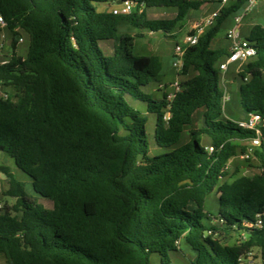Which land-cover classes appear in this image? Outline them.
<instances>
[{"label": "trees", "instance_id": "trees-1", "mask_svg": "<svg viewBox=\"0 0 264 264\" xmlns=\"http://www.w3.org/2000/svg\"><path fill=\"white\" fill-rule=\"evenodd\" d=\"M118 1L125 0H0V40L12 37L10 59L0 63V86L11 90L0 97V153L53 203H39L0 166L4 194L15 199L0 212V255L8 264H151L157 253L159 264H174L170 253L183 240L194 254L189 264H264V172L226 179L228 162L255 132L222 119L219 65L228 50L212 48L224 20L249 0L225 5L188 48L170 105L167 91L162 99L143 91L161 82L163 65L158 55H136V39L143 30L171 33L205 1L131 0L129 14L115 15ZM158 7L176 15L149 19L147 9ZM23 34L26 57L18 54ZM246 39L256 55L238 73V93L246 115L263 120L255 160L264 168V25ZM102 41L113 43V54ZM128 97L156 115L155 142L169 151L150 156L147 113ZM200 109L204 124L195 128ZM186 126L189 139L181 143ZM211 194L218 197L215 222L205 210ZM231 233L245 239L229 245Z\"/></svg>", "mask_w": 264, "mask_h": 264}, {"label": "rangeland", "instance_id": "rangeland-1", "mask_svg": "<svg viewBox=\"0 0 264 264\" xmlns=\"http://www.w3.org/2000/svg\"><path fill=\"white\" fill-rule=\"evenodd\" d=\"M111 5V1L106 4L99 5V7H108ZM247 5V4H246ZM219 2H212L211 4L206 5L201 10H196L195 15H202L203 13H211L213 10L219 9ZM245 8V7H244ZM241 9L238 12H235L229 15L223 22L222 26L215 39L212 42V48H224L227 49L230 45L229 39H227V33L230 29L236 27L237 23L235 21V17L238 15H243L245 9ZM176 8L170 7H158V8H149L147 9V16L149 19H171L176 15ZM190 18L187 17L183 22H181L178 27L172 31L171 33H162V32H150L148 30H143L144 37L136 39L134 46V53L136 55H147L154 54L158 55L162 61L163 69H162V77L161 81H165L168 84L167 90L170 91L171 88L169 84L175 80L176 70L173 68V53L177 43H182L185 36V29L188 27V23ZM255 24L264 25V0H257L256 4L253 8L248 11L241 23L237 26V30L240 32L243 38H246L247 35L250 34L251 28ZM22 41H19L18 44V54L26 57L28 48H29V40L28 36L23 34ZM11 42L12 37L10 35H6V39L3 41L2 46H0V63H3L10 59L11 56ZM113 43L110 44V41H102L100 43L101 47L107 54H113ZM246 63V62H245ZM245 63L238 64L234 63L229 66V69L223 75L225 82L223 84L224 89L228 90L230 97L229 100L223 102V116L222 119H231L233 121H239L246 117L245 111L242 109L240 105V98L238 93V88L240 84V78L238 73L245 66ZM222 75V74H221ZM183 77L179 75V80ZM160 82H154L150 85L143 88V91L146 93L152 94L155 99H162L164 91L159 89ZM222 85V82H221ZM11 91L5 87L0 86V97L5 96L6 91ZM130 104L137 110H140L143 115L146 112V104L144 102L132 99L128 97ZM202 110H198L195 112L193 116V126L198 125V118H201L200 112ZM199 116V117H198ZM155 122L156 115L153 113H147V123L146 129L148 134V140L150 145V156H154L157 154H161L169 151L166 148H160L157 146L154 139V130H155ZM197 127V126H195ZM190 126H186L184 128V132L182 135L181 143H185L189 139V129ZM202 144H207V139L205 137L201 138ZM245 145L246 142H243ZM0 166H5L9 169L16 178L26 183V191L28 195L36 199L39 203H42L47 208L52 207V201L41 197L36 194L32 188V180L31 178L21 170H19L13 159L8 157L4 153H0ZM227 181L232 182L234 179L246 176L253 175L255 173H259L262 171V166L255 159L245 160L241 158V154L233 157L227 164ZM9 184L6 179V175H4L0 170V212L5 211V207H11L15 203V199L12 197L5 196V191L8 189ZM217 204L218 197L216 194H211L208 196L205 203V210L208 213V216L215 222V215L217 214ZM238 233H231L225 243L229 245L239 244V242L244 240ZM179 252H171V258L174 264H189V259L194 257L193 252L189 249L188 245L185 241L179 242ZM252 255L259 256V250L254 249ZM252 259V257H251ZM151 264H159V255L157 253L152 254L150 258ZM0 264H8L6 258L3 255H0Z\"/></svg>", "mask_w": 264, "mask_h": 264}, {"label": "built area", "instance_id": "built-area-1", "mask_svg": "<svg viewBox=\"0 0 264 264\" xmlns=\"http://www.w3.org/2000/svg\"><path fill=\"white\" fill-rule=\"evenodd\" d=\"M231 1L236 0H218L220 7L218 10L213 12L212 14L202 17L196 21H194L191 25L190 31L184 36V40L182 43H177L173 53V68L176 70V73L179 75L184 68V59L188 48L193 45H196L199 41L200 36L206 31L207 28L213 26L220 15L221 9L227 5ZM257 0H249L247 5L245 6V12L243 15H238L235 17V21L237 23L236 27L230 29L227 33V39L230 41V45L228 48V54L225 60L219 65V70L221 72V80L222 84H224L225 79L223 75L229 69V66L238 63L243 64L253 58L256 55V48L246 39L243 38L240 32L237 30V26L243 20L245 14L250 11L253 6L256 4ZM136 4L131 0L121 1V3L117 6L112 7V13L115 15H125L129 14L134 8ZM0 25L2 27L6 26V23L3 17L0 15ZM6 39V35L2 33L0 46H2L3 41ZM22 41V39H20ZM171 90L167 93L166 99L168 104L170 105L173 102L175 95L181 91L180 80L177 78L175 81L169 84ZM6 96V95H5ZM230 94L228 90L224 89V97L223 102L229 100ZM169 110V107H168ZM170 118V112L167 111L164 119L168 121ZM238 126L253 130L255 132V137L245 141L246 150L241 153V158L245 160L255 159V151L261 145V137L262 131L261 127L263 125V120L259 113H250L243 120H239L236 122ZM206 151L212 153L215 149L211 145L205 146ZM264 172V168H262ZM2 206L0 205V208ZM222 223V220H219ZM261 220H259V224H261ZM209 234L211 231L208 232ZM180 241L177 243L179 244Z\"/></svg>", "mask_w": 264, "mask_h": 264}, {"label": "crops", "instance_id": "crops-1", "mask_svg": "<svg viewBox=\"0 0 264 264\" xmlns=\"http://www.w3.org/2000/svg\"><path fill=\"white\" fill-rule=\"evenodd\" d=\"M203 1H205V3L200 7V9L199 10H201V9H203L204 7H206V5H208V4H211L212 2H218V0H203ZM216 10H218V9H216ZM216 10H213L211 13H203L202 15H200V16H198V15H195V11L194 10H192V11H190V13H189V18H190V21H189V23H188V27H187V29H185V31H186V33H185V35L190 31V29H191V25H192V23L194 22V21H196V20H198V19H200V18H202V17H205V16H208V15H210V14H212L213 12H215ZM248 36V35H247ZM221 48V47H220ZM229 48V47H228ZM228 48H227V50H228ZM177 78H179V75L178 74H176V77H175V80L177 79ZM174 80V81H175ZM165 85H168L165 81L163 82V81H161L160 82V85H159V89H161L163 86L165 87ZM162 90V89H161ZM169 92L167 89H165L164 90V92ZM199 115H201V118H198V125H195V126H197V127H195V128H199V127H201V126H203V124H204V118H203V111H201L200 112V114ZM199 117V116H198ZM246 117H247V115H246ZM245 117V118H246ZM245 118H243V119H245ZM243 119H240V120H243ZM155 124H156V122H155ZM204 145H209V140H207V144H204Z\"/></svg>", "mask_w": 264, "mask_h": 264}, {"label": "water", "instance_id": "water-1", "mask_svg": "<svg viewBox=\"0 0 264 264\" xmlns=\"http://www.w3.org/2000/svg\"><path fill=\"white\" fill-rule=\"evenodd\" d=\"M118 3L120 4V3H121V1H118Z\"/></svg>", "mask_w": 264, "mask_h": 264}]
</instances>
